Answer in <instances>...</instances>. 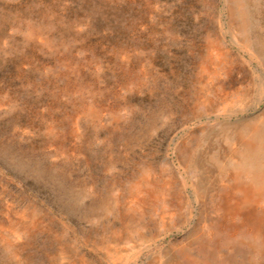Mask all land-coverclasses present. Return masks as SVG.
Wrapping results in <instances>:
<instances>
[{
    "label": "rangeland",
    "instance_id": "rangeland-1",
    "mask_svg": "<svg viewBox=\"0 0 264 264\" xmlns=\"http://www.w3.org/2000/svg\"><path fill=\"white\" fill-rule=\"evenodd\" d=\"M263 118L264 0H0V264H264Z\"/></svg>",
    "mask_w": 264,
    "mask_h": 264
},
{
    "label": "bare ground",
    "instance_id": "bare-ground-1",
    "mask_svg": "<svg viewBox=\"0 0 264 264\" xmlns=\"http://www.w3.org/2000/svg\"><path fill=\"white\" fill-rule=\"evenodd\" d=\"M242 2H243V1H242ZM260 14H262V13H260ZM248 19H249V18H248ZM250 19H251V18H250ZM262 121L264 122V118L262 119ZM263 122H262V123H263ZM260 127H264V124H263V125H260ZM238 136H239V137H238L239 142L247 141V139H245V140L241 139L240 134H238ZM261 142L264 144L263 141H260L259 143H261ZM247 148H248V150L251 152V150H253V148H254V144H253V142H251L250 144H248V142H247ZM245 153L248 154L247 151H246ZM235 171H236V170H235ZM236 172L238 173V171H236ZM233 176H236V177H237L238 175H237L236 173L233 172L232 177H233Z\"/></svg>",
    "mask_w": 264,
    "mask_h": 264
}]
</instances>
